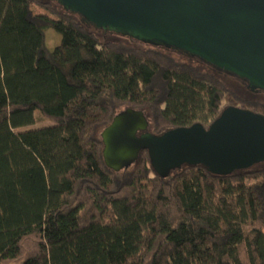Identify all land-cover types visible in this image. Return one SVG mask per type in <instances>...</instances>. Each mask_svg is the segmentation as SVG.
<instances>
[{
	"label": "trees",
	"instance_id": "obj_1",
	"mask_svg": "<svg viewBox=\"0 0 264 264\" xmlns=\"http://www.w3.org/2000/svg\"><path fill=\"white\" fill-rule=\"evenodd\" d=\"M45 29L61 36L52 51ZM128 43L101 42L50 0H0V264H264V165L161 179L142 151L115 172L100 138L126 108L158 135L207 128L229 106L264 116V100L196 59Z\"/></svg>",
	"mask_w": 264,
	"mask_h": 264
},
{
	"label": "water",
	"instance_id": "obj_2",
	"mask_svg": "<svg viewBox=\"0 0 264 264\" xmlns=\"http://www.w3.org/2000/svg\"><path fill=\"white\" fill-rule=\"evenodd\" d=\"M93 31L196 59L264 93V0H50ZM143 111L116 114L100 138L104 165L131 167L146 151L161 179L183 167L224 177L264 165V116L226 107L207 128L199 124L148 131Z\"/></svg>",
	"mask_w": 264,
	"mask_h": 264
},
{
	"label": "rangeland",
	"instance_id": "obj_3",
	"mask_svg": "<svg viewBox=\"0 0 264 264\" xmlns=\"http://www.w3.org/2000/svg\"><path fill=\"white\" fill-rule=\"evenodd\" d=\"M40 1L45 2L46 0H40ZM31 10H32L33 14H35V15L37 12L38 13L42 12L43 14L51 17L52 19H56L54 16L50 15V13L48 11L44 10L43 8H41L38 5H32ZM95 35L101 42L111 41V42L128 43L129 41L127 39H130V38L118 36L119 34H115L113 32L103 33L101 31L100 32L95 31ZM44 37H45V47L48 51H52L61 42L60 34H58L56 31H54L52 29H45L44 30ZM130 43H131V45H133L134 47H137V48H144L145 46H147V45H144V44H142L138 41H135V40H131ZM130 43H128V44H130ZM218 76L220 77V79L225 83V85L229 89L234 91L240 97L264 100V94L263 93L251 92L250 90L246 89L245 84L243 82L239 81L238 79L231 77V76H228V75L223 74V73L219 74ZM49 125L50 124L47 122H42V123L36 124L32 127H28L24 130L41 128V127H45V126H49Z\"/></svg>",
	"mask_w": 264,
	"mask_h": 264
},
{
	"label": "crops",
	"instance_id": "obj_4",
	"mask_svg": "<svg viewBox=\"0 0 264 264\" xmlns=\"http://www.w3.org/2000/svg\"><path fill=\"white\" fill-rule=\"evenodd\" d=\"M36 15H45V14H43L42 12L39 13L37 12Z\"/></svg>",
	"mask_w": 264,
	"mask_h": 264
}]
</instances>
